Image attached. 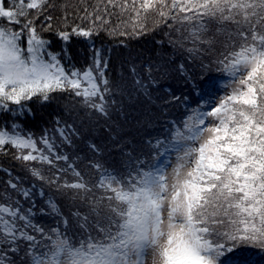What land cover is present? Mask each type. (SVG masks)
<instances>
[{
  "label": "snow or ice",
  "instance_id": "6c2138e0",
  "mask_svg": "<svg viewBox=\"0 0 264 264\" xmlns=\"http://www.w3.org/2000/svg\"><path fill=\"white\" fill-rule=\"evenodd\" d=\"M108 5L130 7L141 16L135 0L132 5L108 0ZM48 6L46 0H31L26 8L38 10L31 14L25 0H0V112L17 116L27 107L30 113L27 102L33 98L50 102L62 98L55 94L67 93L113 121L109 131L117 135L112 144L126 163L108 171L97 160L91 166L98 179L89 184L71 155L61 151L80 137L75 123L57 116L51 133L45 130L39 141L23 134L15 121L11 130L7 124L0 128V148L26 150L17 159L55 170L45 177L33 167L34 180L60 193L69 191L87 209L46 228L36 215L35 198L47 195L43 187H21V178L7 173L4 199L10 203L0 204V264H264V0H173L170 7L156 8L157 23L181 25V38L172 45L187 60L176 69L180 95L171 83H161L170 78L175 59L133 65L130 84L108 78V61L99 49L87 68L66 67L49 50L51 41L37 31ZM151 6L144 0L140 8ZM99 12L93 9L96 20H102ZM72 32L93 35L92 29L79 27ZM56 34L69 40L67 31ZM213 54L208 63L215 62L224 75L205 78L204 61ZM225 76L239 87L220 97ZM173 101L206 107L148 131L167 106H176ZM129 121H143L145 135L154 137L147 140L148 151H126L119 130ZM87 147L94 156L100 152L94 143ZM68 172L75 182L63 180ZM95 191L101 195L94 196ZM46 212H56L51 199L40 216Z\"/></svg>",
  "mask_w": 264,
  "mask_h": 264
},
{
  "label": "trees",
  "instance_id": "16d2710c",
  "mask_svg": "<svg viewBox=\"0 0 264 264\" xmlns=\"http://www.w3.org/2000/svg\"><path fill=\"white\" fill-rule=\"evenodd\" d=\"M28 2H31V0H25V10L35 14L38 11L37 9L29 10L26 8ZM143 2L144 0H135L136 9L141 13L140 18H137L136 13L130 7L126 11L119 6L113 8L108 5V0H46L49 6L39 17L37 31L46 40L51 41L49 50L59 54L61 62L68 68L85 69L92 65L93 57L88 58V56H93L94 50L99 49L101 55L108 61L107 72L110 80H118L119 78L127 80L128 77L124 73H131L133 65L139 68L149 60L161 61L163 59L171 61L175 59L176 64L169 65V68L172 69L170 78L161 81V83H171L176 94L180 95L182 80L176 69L180 63H187V60L186 58L181 59L180 52L176 51L172 45L173 41L181 38L182 33L177 31L181 25L171 21H169V24H172L171 27L164 23H157L160 17L156 12V8L161 4L170 7L173 0H151L152 6L147 10L140 8ZM37 3H39V0H37ZM114 3L117 5H132L133 0H114ZM105 6L108 8L107 13L104 11ZM85 8H87V14ZM94 8L100 9L99 14L102 20H96L92 15ZM187 14L191 15V13ZM49 15L52 17L51 20L47 19ZM48 24L52 25L51 30H47ZM75 27L92 29L93 35L89 38L78 36L72 32ZM141 28L144 30L141 31ZM60 30L69 33L67 42L57 36L56 33ZM220 39H223V37H220ZM174 51L176 52L175 56H173ZM86 54H88L87 58L84 59ZM214 55L205 58L204 63L208 65L204 70L205 78L208 75H224L221 70H218V65L215 62L208 63L209 60H213ZM228 80L229 78L225 76L224 82L221 84L220 95L223 94L225 82ZM256 87L258 88L259 85L257 84ZM55 95L62 98L50 102H41L33 98V101L27 102L28 107L31 108L30 113L27 107L22 114L17 116L0 112V128H4L7 124L8 130H11L12 123L15 121L25 135L31 133L42 134L45 130L51 133V129L55 126L54 121L59 116L62 122L75 123L80 130V137L75 140L74 146L70 149L65 147L61 151L71 155L72 161L76 165L77 171L82 173L84 181L93 184L98 179V173L91 166L97 160L103 163L108 171L122 169L126 159L118 154L119 147H114L112 144V137L117 135L116 132L109 131V126L115 127L113 121L94 112L96 122L94 120L91 124L87 122L77 123L76 98L69 97L67 93ZM219 102L220 100L214 101L216 104H219ZM173 103L176 106H167L160 121L148 125V131L155 132L166 121L179 123L182 114L193 116L206 107L203 103L200 106L193 104L190 108H186L183 101H173ZM142 125L143 121L139 124L129 121L123 129L119 130V135L124 136L123 143L128 145L126 151L136 149L137 154L140 151H148L147 140L154 137H147ZM56 143L58 145L60 143L58 138ZM93 143L100 149V152L95 156L87 147V145ZM24 154H27L26 150L20 151L11 146L0 148V204L10 203V201L4 199L7 188V173L10 172L14 178L16 176L21 178V187H29L32 183L36 184L37 189L43 187V191L47 195L44 200H40L38 196L35 198L37 201L36 215L39 222L46 228L57 227L60 219L71 217L74 212L80 211L83 213L87 210L81 201L75 199L69 191L60 193L57 192L54 186L47 183L41 185L39 180H34L31 175L33 167L40 169L45 177L54 176L55 170L47 164L17 159L18 156ZM77 156L79 159H77ZM63 180L75 182L76 178L71 172H68L63 176ZM7 191L13 200L17 199L10 188ZM93 195L99 197L101 193L95 191ZM19 199L23 203V198L19 197ZM49 199L55 203L56 212H46L41 217L40 209L46 208Z\"/></svg>",
  "mask_w": 264,
  "mask_h": 264
},
{
  "label": "rangeland",
  "instance_id": "374dc122",
  "mask_svg": "<svg viewBox=\"0 0 264 264\" xmlns=\"http://www.w3.org/2000/svg\"><path fill=\"white\" fill-rule=\"evenodd\" d=\"M87 55L88 54L84 55V59L87 58ZM92 57H93L92 55L88 56V58H92ZM90 61H91V59H90ZM124 74L128 77L127 80L126 79H124V80L126 82L128 81L129 83H131V80H130L131 73L130 72H127V73L125 72ZM120 79L121 78H119L118 80H120ZM236 87H239V85L231 83L230 80L226 81L225 82V86L223 88V94L220 95V97H223V96H226V95L231 94L232 91H233V88H236ZM220 97L217 98V101L220 100ZM78 99L79 98H76V100H75L76 101V105H77L76 106V109L78 111L76 113V118H77L76 121H77V123L87 122V123L91 124L94 120L96 122L94 111L92 109H90V108L85 109L83 107V105L78 104L77 103V100ZM209 119H211V118H209ZM27 135H29V134H27ZM30 135H32L37 141H39L42 134L41 133H38V134L31 133ZM207 135L208 134L205 133V136H207ZM38 146L41 147V148H43V145L42 144H38ZM172 159H173V163H174L175 162V156H173ZM168 171H169V175H171L172 169L169 168ZM165 215H166V213H165Z\"/></svg>",
  "mask_w": 264,
  "mask_h": 264
}]
</instances>
